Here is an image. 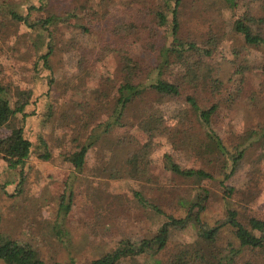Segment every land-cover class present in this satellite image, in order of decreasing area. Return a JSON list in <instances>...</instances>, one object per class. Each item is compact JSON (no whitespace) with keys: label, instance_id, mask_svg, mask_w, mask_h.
<instances>
[{"label":"rangeland","instance_id":"rangeland-1","mask_svg":"<svg viewBox=\"0 0 264 264\" xmlns=\"http://www.w3.org/2000/svg\"><path fill=\"white\" fill-rule=\"evenodd\" d=\"M14 1L20 5L24 0ZM35 1L25 0L23 6L17 8L20 14L28 17L29 23L45 15L44 11L49 8L60 14L64 4L69 3V0H55V7L29 13L27 5ZM114 1L125 2L127 8L121 12L128 20L129 16L148 20L156 4L155 0ZM89 2L97 5L99 0ZM4 11L0 10V85L9 89H31L33 96L31 104L25 108L27 117L24 120L19 115L12 118L0 129V138L9 135L11 129L22 127L25 137L32 142V154L23 166L17 168L9 167L0 156V238L29 247L45 264H90L114 252L120 253L122 249L136 248L141 241L153 238L166 221L163 216L142 210L134 197L136 191H141L166 213L184 217L187 210L175 207L178 199L195 201L202 194L201 189L206 188L210 192L206 208L198 212L195 207L190 215L198 216L199 224L207 228L224 225L227 218L226 204L222 199L224 190L217 181L176 178L164 167L165 154L181 168L202 167L197 156L188 151L179 152L171 144L175 127L186 126L192 120L184 97L164 96L147 90L128 106L122 126L101 134L94 142L83 170L77 171L65 160V156L74 151L93 129L96 133L102 131L97 126L104 125L117 105L115 91L106 99L88 95L89 90L98 87L101 77L115 76L114 46L106 38L87 45L86 39L77 37L83 50L70 48L68 43L75 31L72 32L70 22H65L57 30V40L66 46L53 57L54 72L41 65L35 67L36 55L45 54L46 48L40 46L35 53L33 49L18 44L17 37L26 33L33 37L35 34L23 23L10 19ZM231 13L219 0H185L181 15L185 28L183 34L191 37L195 32L206 33L214 17L218 18L216 32L220 33L224 24L230 23ZM198 18L200 21H196ZM158 32L159 42L153 40V50L150 46L136 49V56L144 58L147 64L159 61L166 31L160 28ZM244 48L242 38L229 30L217 42L211 58L205 59L216 69L215 74L225 84L226 91L214 98L205 87L189 93L203 104L216 103L219 99H244L252 87L251 77L264 68V53L249 51L248 76L239 93L240 77L233 75L230 62ZM170 67L172 72L179 69L171 57ZM50 78L54 81L49 85ZM242 108L241 105L232 107V110L222 108L214 116L215 131L221 138L231 141L234 135L247 129L250 119ZM151 114L161 117L162 122L154 131L149 158L153 183L148 184L137 182L127 174L124 159L130 151L129 141L143 144L147 140L138 119L141 115ZM126 139L127 144L124 143ZM258 145L247 148L245 157L225 182L234 191H256V198L250 205L239 203L236 195L231 199L238 220L245 226L250 218L264 221V145ZM45 153L49 155L47 160L40 158ZM256 166L258 173L254 169ZM244 193L246 198L247 193ZM227 227L223 226V235H226ZM197 231V226L187 221L183 227L169 232L171 245H181L189 261L194 256L193 241ZM152 252L140 256L121 255L116 264H143L155 257L150 255ZM245 256L250 257V253ZM261 256L257 254L252 258L253 263L263 264ZM244 260L239 259L238 264ZM0 264L3 263L0 261Z\"/></svg>","mask_w":264,"mask_h":264},{"label":"trees","instance_id":"trees-1","mask_svg":"<svg viewBox=\"0 0 264 264\" xmlns=\"http://www.w3.org/2000/svg\"><path fill=\"white\" fill-rule=\"evenodd\" d=\"M155 1L151 18L141 20L136 15L137 17L129 16L128 20L121 12L127 8L125 2L99 0L97 5H93L89 0H69V3H65L62 7L61 13L55 14L52 8L45 10L46 7H55V0H36L35 3L27 5L29 13L33 10H45L46 14L29 23L28 17L17 10L18 7L23 6V3L19 5L14 0H0V10H5L10 19L23 23L35 34L33 37L31 33L17 37L18 44L33 49L35 53L40 46L46 48L45 54H35V67L41 65L54 72L53 57L63 46H66L57 40L59 33L57 30L61 25L64 26L65 22H70L73 27L72 32L75 31L73 32L75 35L68 43L70 48H82V45H78L80 41L77 37L80 40L86 39L87 45L92 41L106 38L114 46V57L117 62L115 76L101 77L98 87L89 90L88 95H94L95 99H106L115 91L117 105L104 125L97 126L99 131L102 130L100 133H96V129H93L74 151L65 156V160L69 161L77 171L83 170L88 153L99 136L122 126L128 106L139 95L152 90L164 96L185 98L192 120L186 126L183 124L175 127L171 144L179 152L188 151L197 156L202 166L181 168L173 162L170 155L165 154L164 167L176 178L217 181L224 190L222 199L226 204L227 212L224 222V225L228 226L226 235L222 232L223 224L207 228L199 224L198 216L190 215L195 207L198 208V212L200 210L203 212L206 208L205 204L210 195L206 188L201 189L202 194L195 201L178 199L175 207L178 210L179 208L187 210V216L184 217H181V214L166 213L159 205L147 199L141 191L134 192L137 205L142 210L163 216L166 221L153 238L141 241L136 248L122 249L120 253L114 252L90 264H116L121 255L140 256L151 251L153 252L150 255L155 257L143 264H238L241 258L245 259L242 264H254L252 258L257 257V254L262 255L261 262L264 264V221L250 218L248 225H243L238 220L236 208L232 207L235 204L231 201L236 195L235 198L239 203L250 205L256 198V191L252 188L255 193L247 189V191H234L225 184L245 157L247 148L256 143L259 147L264 145V68L255 74L254 78L251 77L252 87L244 99H226V101L219 99L216 103L203 104L193 94L199 87H205L213 98L226 91L225 84L215 74L216 69L205 59L211 58L217 42H220L229 30L239 35L245 45L244 50L236 53L235 59L230 62L233 75L240 77L238 90L239 93L242 92L251 62L248 58L249 51L264 53V0H219L232 12L230 23H225L221 31L219 30L220 33H217L218 18L214 17L211 26H208L207 34H202V31L196 33L193 29L195 36L191 37L183 34L185 28L181 15L185 0ZM115 4L116 8H113ZM192 18L194 20L195 15ZM160 28H164L166 34L163 36L164 44L159 52V61L147 64L144 58L136 56V49L138 46H150L149 48L152 49L155 44L153 40L159 42ZM193 31L191 30V34ZM170 57L175 65H179L176 72L171 71ZM53 81L50 78L48 84ZM190 91L193 93H189ZM47 94L49 95V91ZM32 96L31 89L18 87L9 89L0 85V129L17 115L21 116L22 120L27 117L25 108L31 104ZM240 105L248 115L246 117L250 119L249 126L244 132L234 135L231 141L221 138L215 131L214 116L222 108L232 110V107L237 108ZM161 122L162 118L154 114L139 116L138 124L146 133L147 140L143 144L132 141L127 144V139L124 142L130 150L124 159L127 174L137 182L153 183L149 158L154 131ZM118 140L123 141L124 138ZM31 154L32 142L25 137L22 127L11 129L9 135L0 138V156L9 167L23 166ZM40 158L47 160L49 155L45 153ZM254 169L259 172L257 166ZM250 181L254 183L255 179ZM244 192L247 193L246 198ZM187 221L193 222L198 228L193 241L194 256L191 261L185 258L182 246L179 244L172 246L169 239L170 229L181 228ZM246 253H250V257L245 256ZM0 261L3 264H45L34 250L6 238H0Z\"/></svg>","mask_w":264,"mask_h":264}]
</instances>
